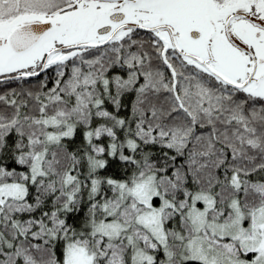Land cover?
<instances>
[{
    "label": "snow or ice",
    "instance_id": "obj_1",
    "mask_svg": "<svg viewBox=\"0 0 264 264\" xmlns=\"http://www.w3.org/2000/svg\"><path fill=\"white\" fill-rule=\"evenodd\" d=\"M0 264H264V0H0Z\"/></svg>",
    "mask_w": 264,
    "mask_h": 264
}]
</instances>
